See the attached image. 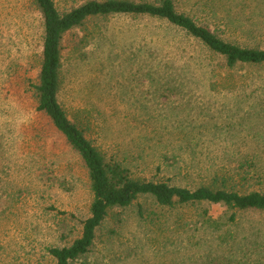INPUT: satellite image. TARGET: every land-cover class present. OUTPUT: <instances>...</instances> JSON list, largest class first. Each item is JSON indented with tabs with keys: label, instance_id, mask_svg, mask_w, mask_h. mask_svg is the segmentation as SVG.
I'll use <instances>...</instances> for the list:
<instances>
[{
	"label": "rangeland",
	"instance_id": "obj_1",
	"mask_svg": "<svg viewBox=\"0 0 264 264\" xmlns=\"http://www.w3.org/2000/svg\"><path fill=\"white\" fill-rule=\"evenodd\" d=\"M86 1L54 0L62 13ZM217 9L216 16L222 17L225 11ZM189 10L185 4L178 6L179 12ZM194 12L199 23L212 29L222 25ZM246 20L264 28V18ZM91 32L95 39L85 48L81 39ZM159 33L164 34L160 23L124 17L73 30L64 38L60 101L70 111L87 114L92 124L88 138L104 155L130 156L135 177L171 180L193 189L200 183L195 174L187 182L171 170L157 172L164 152L159 138H195L194 150L202 159L264 151V111L208 95L200 87L170 99L158 96L150 80L149 56L153 35ZM219 33L250 47L259 41L264 48V30L249 40L241 30ZM43 38L44 20L32 0H0V264H56L48 248L68 247L81 236V222L92 202L79 155L36 112L34 92L26 82H38ZM159 77L164 79V73ZM178 122L185 126L178 129ZM253 137L260 138L258 147ZM141 208L145 216L152 214L151 220H142ZM204 211L222 221L229 216L221 205L168 210L151 197H141L130 207L112 209L90 252L73 264H210L234 257L264 264V213H240L238 225L230 227L243 243L249 238L246 246L216 247L207 225L198 224L195 232ZM190 238L207 243L195 247Z\"/></svg>",
	"mask_w": 264,
	"mask_h": 264
},
{
	"label": "trees",
	"instance_id": "obj_2",
	"mask_svg": "<svg viewBox=\"0 0 264 264\" xmlns=\"http://www.w3.org/2000/svg\"><path fill=\"white\" fill-rule=\"evenodd\" d=\"M32 3L44 20V38L38 82H26L34 92L36 112L79 155L92 195L89 215L81 222V236L68 247L48 248L55 263L73 264L88 254L109 212L114 208L130 207L141 197H151L158 207L168 210L202 203L221 205L229 214L228 219H214L204 211L195 232L199 231L198 224L207 225L212 229L211 242L217 244L216 247L246 246L249 238L243 239V243L230 227L238 225L240 213H264V151L225 156L209 154L202 159L203 156L194 150L195 138L174 139L175 136L166 134L168 140L159 138L158 145L164 152L160 155L157 172L171 170L175 178L183 177L187 182L195 174L200 183L191 189L172 185L171 180L135 177L128 163L130 156L104 155L88 138L92 124L87 114L80 109L70 111L60 101L64 38L88 22L109 18L160 23L164 34L153 35L154 47L149 56L150 80L158 96L170 99L183 95L191 87H200L208 95L231 99L239 105L261 107L264 111V48L259 41L252 43L256 47H250L227 40L219 33L241 30L248 40L256 38L254 35L264 30L263 24H246V18L257 21L264 18V0H88L63 13L54 0H32ZM180 4L189 6L192 11L179 12ZM217 8L225 11L222 17L216 16ZM194 10L206 19L217 18L222 25L212 29L208 24L199 23L193 15L196 14ZM94 39L91 32L80 43L86 48ZM161 73L164 79L159 77ZM178 125V129L185 126L181 122ZM188 126L193 127L192 123ZM259 139L253 137L254 146L258 147ZM139 213L142 220L153 217L152 214L145 216L143 208ZM193 240L190 238L189 244L195 247L207 243H194ZM210 264L249 263L234 257L218 258Z\"/></svg>",
	"mask_w": 264,
	"mask_h": 264
}]
</instances>
